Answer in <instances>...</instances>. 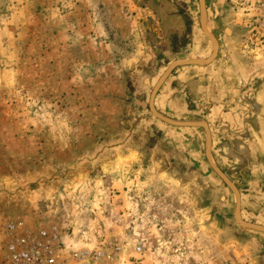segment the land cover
Here are the masks:
<instances>
[{
    "label": "rangeland",
    "instance_id": "374dc122",
    "mask_svg": "<svg viewBox=\"0 0 264 264\" xmlns=\"http://www.w3.org/2000/svg\"><path fill=\"white\" fill-rule=\"evenodd\" d=\"M145 1L0 0V264L10 222L72 247L118 236L126 259L140 243L141 264H211L209 188L154 148L155 116L124 143L136 114L152 115L130 93L154 26L118 21ZM227 1L244 60L264 64L254 0Z\"/></svg>",
    "mask_w": 264,
    "mask_h": 264
},
{
    "label": "crops",
    "instance_id": "0c3cea01",
    "mask_svg": "<svg viewBox=\"0 0 264 264\" xmlns=\"http://www.w3.org/2000/svg\"><path fill=\"white\" fill-rule=\"evenodd\" d=\"M220 5L227 8V22L238 30L229 1L208 0L210 15L218 12ZM169 6L173 7L169 15L159 9ZM135 12L136 16L130 15L118 22L134 25L139 23L136 19H143L154 26L151 29L153 42L149 39L147 46L137 49L136 55L142 54L143 62L135 68L137 73L131 78V99L134 96L142 102L149 100L153 86L184 49L190 35L194 42L192 56L208 57L212 44L201 28L199 16L197 19L195 12L189 9L188 0H146L135 8ZM225 39L221 37V55L212 63L175 69L158 90L155 106L172 118L206 120L213 135L212 152L221 168L228 163L230 167L232 158L244 159L232 151L242 150L243 154H248L251 180L250 186L241 191L242 215L249 222L264 225V64L254 66L244 60L245 55L238 46L240 35L229 40L228 48L223 45ZM227 50L232 56H226ZM144 54L150 58H144ZM170 55L174 57L171 59ZM147 128H151L154 135L162 136L154 148L160 149L163 145L169 159L193 177L191 182L199 180L209 188L202 199L207 207L204 224L212 232L213 239L210 263L264 264V245L254 235L259 231L243 226L237 228L234 223L231 215L233 195L229 189L225 196L229 197L230 203L224 214L231 220L227 221L219 214L220 194L213 189L224 183L206 157L204 128L174 126L160 119L151 120ZM225 133L233 137L222 146L228 161L221 158L218 151Z\"/></svg>",
    "mask_w": 264,
    "mask_h": 264
},
{
    "label": "water",
    "instance_id": "95a60500",
    "mask_svg": "<svg viewBox=\"0 0 264 264\" xmlns=\"http://www.w3.org/2000/svg\"><path fill=\"white\" fill-rule=\"evenodd\" d=\"M195 3V10L199 14V20L200 25L203 30V32L209 37L211 44H212V52L208 57H198V56H192L191 53L194 49L193 46V37L190 35L188 38V41L184 47V49L181 51V53L175 58L166 68V70L163 72V74L160 76L156 84L152 88V92L150 95L149 100H142L140 102V106H142L143 110L147 112L148 110L151 111L152 115L149 116L148 114L138 113L135 116V121L132 122L131 129L127 134V137L124 141L127 142V140L131 137V135L136 132L140 126V123L145 122L147 119H150L152 117H156L168 124L174 125V126H181V127H201L204 128L205 131V154L206 157L212 166V168L219 174V176L223 179L225 186L216 187L214 186L213 192L217 190L219 192V205L221 206V209L219 211V214L228 220H231V217L227 216V214H224L229 208V197L225 196L227 193V190H231L233 195V210L231 215L233 216L234 223L238 224L240 226H243L245 228H251L258 232H254V235L261 240V242L264 245V235L261 233H264V225L253 223L245 220V218L242 215V199H241V191H244L245 186L249 187L250 183L249 179L251 177V173L248 167V154H243L242 150H236L232 151L234 152L237 157L241 156L244 159L239 160L236 158L233 160L231 159L230 167L224 166L221 168L216 161V158L212 152L213 147V135L211 128L208 124V122L201 118H187V119H176L172 118L162 112H160L156 106H155V97L157 95L158 90L163 85V83L167 80V78L172 74V72L177 69L178 67L187 66V65H208L215 61L220 55H221V37H226V39L223 41L224 47L228 48L229 46V40L235 36H237V29L230 26V24L227 22V15L228 11L227 8H225L223 5H220L218 7V12H215L212 14V16L209 13L208 9V0H194ZM226 56H232V53L226 51ZM224 138H222V145H220L219 156L221 158H224L226 161H228L223 154L225 152L222 151L223 144H227L226 142L233 140V137L231 135H227L226 133L223 134ZM124 143H121L122 145ZM198 150L200 151V145L198 147ZM227 156V154H225ZM240 161L241 163H239ZM230 162V161H229ZM238 167V170H237ZM239 171V172H238ZM238 172V173H235ZM245 175V177L243 176ZM245 178V179H244ZM244 180V181H243ZM236 224V227H237ZM237 227V228H238ZM243 232L248 233V230H244ZM264 256V253H263Z\"/></svg>",
    "mask_w": 264,
    "mask_h": 264
},
{
    "label": "built area",
    "instance_id": "2783aa9c",
    "mask_svg": "<svg viewBox=\"0 0 264 264\" xmlns=\"http://www.w3.org/2000/svg\"><path fill=\"white\" fill-rule=\"evenodd\" d=\"M253 5L264 35V0H254ZM17 226L12 222L7 224L9 239L1 264H125L129 261L141 264L143 259L144 248L140 243L134 245V254L126 259L128 244L118 236L72 247L54 229L20 230Z\"/></svg>",
    "mask_w": 264,
    "mask_h": 264
}]
</instances>
